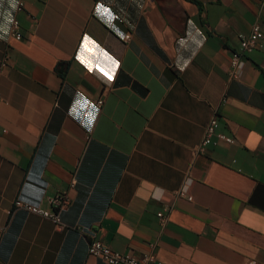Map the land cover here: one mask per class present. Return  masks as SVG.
Listing matches in <instances>:
<instances>
[{
  "label": "crops",
  "instance_id": "1",
  "mask_svg": "<svg viewBox=\"0 0 264 264\" xmlns=\"http://www.w3.org/2000/svg\"><path fill=\"white\" fill-rule=\"evenodd\" d=\"M254 24L264 0H0V264H104L94 239L264 264V49L228 65ZM213 117L233 143L199 154ZM186 179L191 201L172 194ZM59 193L64 231L14 207Z\"/></svg>",
  "mask_w": 264,
  "mask_h": 264
},
{
  "label": "built area",
  "instance_id": "2",
  "mask_svg": "<svg viewBox=\"0 0 264 264\" xmlns=\"http://www.w3.org/2000/svg\"><path fill=\"white\" fill-rule=\"evenodd\" d=\"M23 3L18 2L16 10L22 9ZM9 35L16 41L22 40V34L19 30V23L17 19H13L9 29ZM238 50L232 52L229 59V77L237 79L241 68L244 64V55L251 53L255 49H264V30L258 25H252L250 31L247 34L239 35ZM125 43L131 40V33H126L123 36ZM5 65V61L1 64ZM96 105L101 107L102 100H97ZM218 123L215 117L209 121L201 141L197 147V153L201 154L205 151V148L209 145H216L218 141H223L227 144H232L233 139L230 136L223 134L217 130ZM189 180L186 179L181 187L174 190L172 194L175 197L185 198L187 201H191V196L188 195ZM67 203V199L64 194H57L49 199V204L53 207V211H47L38 207L21 204L15 202V208L24 209L30 213L39 215L45 219L50 220L58 231H64L66 226L63 224L60 218L59 209L64 207ZM159 222L162 224L165 221V215L162 211L156 214ZM152 247V245H150ZM87 255L96 259H100L104 264H160L156 261L155 257L150 253H145L139 256H135L131 253H120L109 249L104 246L99 240H91L87 245Z\"/></svg>",
  "mask_w": 264,
  "mask_h": 264
},
{
  "label": "snow or ice",
  "instance_id": "3",
  "mask_svg": "<svg viewBox=\"0 0 264 264\" xmlns=\"http://www.w3.org/2000/svg\"><path fill=\"white\" fill-rule=\"evenodd\" d=\"M109 78H111V77H109Z\"/></svg>",
  "mask_w": 264,
  "mask_h": 264
}]
</instances>
